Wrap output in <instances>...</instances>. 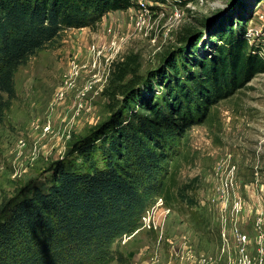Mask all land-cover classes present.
I'll return each instance as SVG.
<instances>
[{
	"label": "rangeland",
	"instance_id": "374dc122",
	"mask_svg": "<svg viewBox=\"0 0 264 264\" xmlns=\"http://www.w3.org/2000/svg\"><path fill=\"white\" fill-rule=\"evenodd\" d=\"M189 1L135 19L136 0L95 29L64 31L16 70L15 97L0 123V214L48 185L61 164L79 165L74 147L109 119L110 71L126 56L136 55L137 75H145L181 46L185 32L202 30L201 44L228 15L264 59V0ZM182 154L167 197L113 245L121 264H264V71L191 128Z\"/></svg>",
	"mask_w": 264,
	"mask_h": 264
},
{
	"label": "trees",
	"instance_id": "16d2710c",
	"mask_svg": "<svg viewBox=\"0 0 264 264\" xmlns=\"http://www.w3.org/2000/svg\"><path fill=\"white\" fill-rule=\"evenodd\" d=\"M135 1L0 0V123L20 66L64 31L95 29L105 14ZM228 17L206 30L201 44L202 30L185 32L181 46L145 75H137L136 55L113 65L110 117L74 147L79 165L61 164L48 185L32 187L1 212L0 264L122 263L113 245L167 197L191 128L264 71L245 28L237 32Z\"/></svg>",
	"mask_w": 264,
	"mask_h": 264
},
{
	"label": "built area",
	"instance_id": "2783aa9c",
	"mask_svg": "<svg viewBox=\"0 0 264 264\" xmlns=\"http://www.w3.org/2000/svg\"><path fill=\"white\" fill-rule=\"evenodd\" d=\"M161 3L158 2H150L149 0H138V4L136 9L134 10L133 16L135 19L143 17L145 14L151 13L154 14L156 10H159L162 13L163 9L167 7V5L172 6L175 10L178 6L182 4H191L189 0H160ZM197 1V0H196Z\"/></svg>",
	"mask_w": 264,
	"mask_h": 264
},
{
	"label": "water",
	"instance_id": "95a60500",
	"mask_svg": "<svg viewBox=\"0 0 264 264\" xmlns=\"http://www.w3.org/2000/svg\"><path fill=\"white\" fill-rule=\"evenodd\" d=\"M222 11H223V10L218 11V12L215 14V17H218V16L222 13ZM212 21H213V20H210V19L207 20V21H206V26H205V28H206L207 26H210Z\"/></svg>",
	"mask_w": 264,
	"mask_h": 264
}]
</instances>
